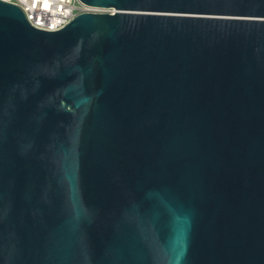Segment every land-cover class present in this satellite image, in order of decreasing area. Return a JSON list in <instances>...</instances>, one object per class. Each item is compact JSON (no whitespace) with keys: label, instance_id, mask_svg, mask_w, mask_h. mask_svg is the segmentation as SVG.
<instances>
[{"label":"water","instance_id":"water-1","mask_svg":"<svg viewBox=\"0 0 264 264\" xmlns=\"http://www.w3.org/2000/svg\"><path fill=\"white\" fill-rule=\"evenodd\" d=\"M0 1V264H264V0Z\"/></svg>","mask_w":264,"mask_h":264},{"label":"built area","instance_id":"built-area-1","mask_svg":"<svg viewBox=\"0 0 264 264\" xmlns=\"http://www.w3.org/2000/svg\"><path fill=\"white\" fill-rule=\"evenodd\" d=\"M17 6L26 21L33 27L45 31L62 28L77 14L114 13L113 8L89 6L80 0H0Z\"/></svg>","mask_w":264,"mask_h":264}]
</instances>
